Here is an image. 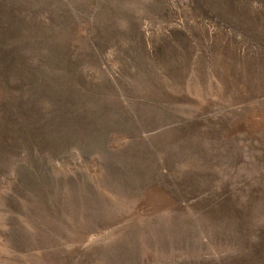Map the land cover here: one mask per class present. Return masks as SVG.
<instances>
[{"label":"rangeland","instance_id":"374dc122","mask_svg":"<svg viewBox=\"0 0 264 264\" xmlns=\"http://www.w3.org/2000/svg\"><path fill=\"white\" fill-rule=\"evenodd\" d=\"M0 264H264V0H0Z\"/></svg>","mask_w":264,"mask_h":264}]
</instances>
